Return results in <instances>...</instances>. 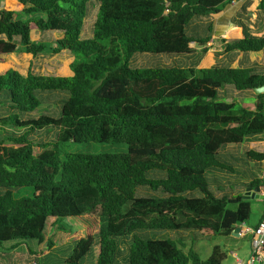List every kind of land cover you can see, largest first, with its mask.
Masks as SVG:
<instances>
[{
  "label": "trees",
  "instance_id": "16d2710c",
  "mask_svg": "<svg viewBox=\"0 0 264 264\" xmlns=\"http://www.w3.org/2000/svg\"><path fill=\"white\" fill-rule=\"evenodd\" d=\"M234 1L6 0L0 56L65 51L72 62L68 77L0 74V244H9V252L25 246L38 264L37 256L54 249L56 234L76 228L83 235L61 264H223L217 246L200 258L194 233L225 238L264 219L262 212L249 225L250 201L221 179L239 178L251 191L261 187L264 151L236 158L224 150L264 135V93L252 109L219 95L225 87L264 86V70L202 68L201 59L194 67L132 70L127 62L141 53L187 61L205 54L213 21ZM95 7L91 37L81 40ZM248 12L238 16L249 20ZM251 13H264V0ZM200 26L204 36L196 34ZM223 52L264 53V36L244 31ZM45 92L64 96L59 115L31 117ZM40 132L55 135L33 142ZM70 143L122 144L126 151L70 153L64 149ZM64 219L83 225H61ZM159 232L178 239L150 236Z\"/></svg>",
  "mask_w": 264,
  "mask_h": 264
},
{
  "label": "rangeland",
  "instance_id": "374dc122",
  "mask_svg": "<svg viewBox=\"0 0 264 264\" xmlns=\"http://www.w3.org/2000/svg\"><path fill=\"white\" fill-rule=\"evenodd\" d=\"M252 4H255V1L251 2ZM97 8L95 7L92 9L91 13L87 17V19L84 22L80 39L84 40L89 37H91V29L92 25L95 21ZM242 14V13H241ZM247 16H249L250 21L248 20V24H251L252 28L248 29L246 31L243 27L236 28V31L239 34H242L244 31L247 32V34H255V37H259L264 35V16H258L256 14H252L251 12L247 13ZM258 24L260 26L259 33H253V24ZM199 25V24H197ZM192 29L189 28V32ZM196 34L200 36H204L205 32L201 30V26L196 29ZM252 32V33H251ZM236 34L235 32L230 34L229 36H233ZM214 36L215 32L213 33ZM214 42L217 41L216 38H213ZM224 46V45H223ZM221 46L220 42L215 44V48H223ZM190 47L196 49V46L194 44H191ZM231 56L232 54H228ZM251 55V54H249ZM250 58L254 60V62H251ZM250 58H248V62L253 64L254 67H256L257 73L261 72V68H258V62L260 61L264 63V54L262 55H251ZM201 59V63L199 66H202V55L197 53L192 60H183L182 58H172L165 55H153V54H135L133 57L127 62V66L129 69L135 70V69H149V68H165V67H174V66H189L194 67V65L197 63L198 60ZM212 62L214 64H221L220 59L213 55L212 56ZM72 62V56L62 51L57 55L49 56V55H40L35 58H33L31 55L28 54H10V55H4L0 56V64L4 65L2 67L3 69H0V74L5 73L9 69H13L20 73L21 75H26L28 71H32L36 75H53V76H62V77H68L71 75L69 66ZM223 63L225 64V58H223ZM246 91L238 92L237 94H231L229 92L222 91L219 95L220 100H223L225 102H231L235 101L240 104H243L244 106H249L253 103L252 99L244 98L242 94ZM46 97L45 100H41L40 106L38 109L34 112H32L30 115L31 117H38L40 115L48 114L50 116H58V110H59V104L63 100V95L58 93H43ZM39 97V96H38ZM55 135L54 132L49 133H38L33 134L31 137L33 139V142L35 143H43L47 142L50 139L53 138ZM66 152L70 153H80V154H102V153H123L126 151V148L122 144H97V143H82V144H67L64 148ZM253 149L257 151H264V137H250L248 138L242 145H229L225 148L224 151H227V153H232L236 158H239L246 150ZM59 179V175L54 179V182ZM222 183L224 185L228 183L227 186H230L232 188L233 194L236 196L242 195V199L246 194L247 188L239 184L238 182L240 179L238 178H229L224 179L222 178ZM261 187H264V179H262ZM25 192H21L20 195L24 194ZM253 193V191H251ZM260 191L254 193V196L246 199L250 201V219H249V225H254L260 216L262 215V212H264V198H259ZM76 219H64L61 220V225H83L82 220ZM52 231V228L49 229V232ZM73 235L71 234H61L58 233L53 238V241L55 243L54 249H52L49 253L47 251H44L41 255L37 256V262L38 264H61L62 261L68 256L69 249L74 240L79 235H83V233L79 230L74 228ZM48 232V236H49ZM194 233V232H193ZM193 233H187L192 235ZM196 240L193 243V250L200 256L202 260H206L212 251V248L217 246L221 253L224 254L225 260L223 264H230L234 263L235 258L232 257V253H236V256L238 259L242 261H246L249 257V251L250 246L249 242L246 238H232L230 237H212L210 239H203L199 237V235L195 232ZM154 239H161V238H169V239H178V236L175 233H169V232H159L155 235H150ZM187 248L190 246V243L187 242ZM9 244L4 243L0 244V264H6V261L11 260L15 262L16 264H32L33 257H30L26 247L18 248L15 251L9 252L6 249V246ZM185 249V251L187 250Z\"/></svg>",
  "mask_w": 264,
  "mask_h": 264
},
{
  "label": "crops",
  "instance_id": "0c3cea01",
  "mask_svg": "<svg viewBox=\"0 0 264 264\" xmlns=\"http://www.w3.org/2000/svg\"><path fill=\"white\" fill-rule=\"evenodd\" d=\"M252 1H255V4H252L251 3ZM258 1L259 0H237V1H234L224 9V12L222 13V15L220 17H218L217 19H215L213 21L212 38L205 46L206 52H205V54L202 55L203 65L199 66V67L207 68V67L217 65V64H214L212 62L213 61L212 60L213 55L217 56L220 59L221 64H219V65H225V64H222L223 58H225L226 66L233 65V66L237 67L241 64H244V65L251 64L248 62V58H250V56L252 54L251 55H249V54L241 55L237 52L224 53L223 52V48H224L223 45H225L227 43L231 44V43L235 42L241 36V34H239L236 31V28H240L239 24H242V26L245 28L246 31H248V29L252 28V26H250L251 24H248V20L242 19L238 15L241 13L243 14L244 11H250V12L256 11V6L258 4ZM256 15L264 16V13H256ZM249 21H250V19H249ZM253 26H254L253 27V29H254L253 33L258 34L260 26L256 23L253 24ZM214 32H215L216 36L213 35ZM234 32L236 34H234L233 36H229L230 34H232ZM250 35L255 36V34H250ZM262 36H264V35H262ZM213 38H216L217 41L214 42ZM218 42H220V44H221V46H223V48H219V49L215 48V44H217ZM196 49L199 51V48H196ZM197 53L198 52H196V54ZM228 54H232V55L229 56ZM262 54H264V53L253 54V55H262ZM252 59L250 58L251 62H254V60H252ZM257 62L259 65L258 68H261V71L264 70V63H262L260 61H257ZM251 65L253 66V64H251ZM225 90L231 94H237L238 93L236 91H233L230 87H225V89L221 90L220 93L222 91H225ZM242 96L244 98H249V99L253 100V103L248 106V108L252 109L254 106V100H255V96H256L254 91H246L242 94ZM256 137H264V135H260V136H256ZM259 174L260 175L264 174V161H262L260 164ZM259 189H260L259 198L262 199V198H264V187H260ZM242 225H240V226H242ZM245 227L252 228V227H250V226L248 227L246 225H245ZM231 236H232V238H246L248 240L249 246H250L251 236L249 234H246L243 237H239L238 235L237 236L231 235ZM249 256H250V251H249ZM232 257L235 258L234 263L237 261H242V260L238 259V257L236 256V253H232ZM242 262H245V261H242ZM234 263H230V264H234Z\"/></svg>",
  "mask_w": 264,
  "mask_h": 264
},
{
  "label": "built area",
  "instance_id": "2783aa9c",
  "mask_svg": "<svg viewBox=\"0 0 264 264\" xmlns=\"http://www.w3.org/2000/svg\"><path fill=\"white\" fill-rule=\"evenodd\" d=\"M264 179V174L261 175ZM249 234L250 240V256L247 261H237L234 264H264V219L256 228H247L243 224L237 233L239 237Z\"/></svg>",
  "mask_w": 264,
  "mask_h": 264
},
{
  "label": "water",
  "instance_id": "95a60500",
  "mask_svg": "<svg viewBox=\"0 0 264 264\" xmlns=\"http://www.w3.org/2000/svg\"><path fill=\"white\" fill-rule=\"evenodd\" d=\"M6 3H7L6 0H0V10H3V9L5 8ZM253 91H254V93H255L256 95H258V94H262V93H264V86H261V87L255 88ZM259 191H260V189H259L258 187H255V188L253 189V193H251V190H250L249 188H247V190H246V194H245V196L243 197V199H244V200L249 199V198H251V197L254 196V193L259 192ZM239 230H240V227H239V226L236 227V228L233 230L232 235L237 236V233L239 232Z\"/></svg>",
  "mask_w": 264,
  "mask_h": 264
}]
</instances>
